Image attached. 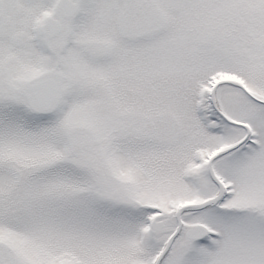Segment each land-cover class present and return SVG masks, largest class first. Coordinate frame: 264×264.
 <instances>
[{
	"label": "snow or ice",
	"instance_id": "obj_1",
	"mask_svg": "<svg viewBox=\"0 0 264 264\" xmlns=\"http://www.w3.org/2000/svg\"><path fill=\"white\" fill-rule=\"evenodd\" d=\"M0 264H264V0H0Z\"/></svg>",
	"mask_w": 264,
	"mask_h": 264
}]
</instances>
